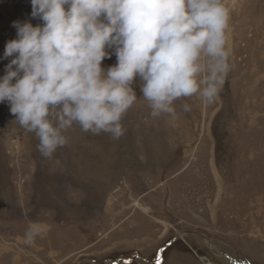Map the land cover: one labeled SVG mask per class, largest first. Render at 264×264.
<instances>
[{
	"label": "rangeland",
	"instance_id": "obj_1",
	"mask_svg": "<svg viewBox=\"0 0 264 264\" xmlns=\"http://www.w3.org/2000/svg\"><path fill=\"white\" fill-rule=\"evenodd\" d=\"M226 3L230 71L211 105L153 118L137 80L121 138L74 125L45 158L0 103V264H264V0ZM30 13L0 0V57L13 21L40 23Z\"/></svg>",
	"mask_w": 264,
	"mask_h": 264
},
{
	"label": "clouds",
	"instance_id": "obj_2",
	"mask_svg": "<svg viewBox=\"0 0 264 264\" xmlns=\"http://www.w3.org/2000/svg\"><path fill=\"white\" fill-rule=\"evenodd\" d=\"M31 19L13 21L9 59L0 76V103L32 132L50 158L68 143L66 132L110 134L137 99L150 115L174 112L181 98L204 105L219 98L230 71L226 0H30ZM116 57L107 68L102 61ZM183 111L190 106L182 105ZM30 230L26 236L31 239Z\"/></svg>",
	"mask_w": 264,
	"mask_h": 264
}]
</instances>
